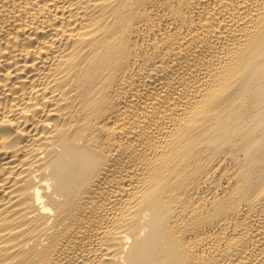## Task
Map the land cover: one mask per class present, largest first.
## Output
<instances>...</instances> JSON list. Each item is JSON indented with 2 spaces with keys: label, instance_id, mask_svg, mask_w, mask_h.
Segmentation results:
<instances>
[{
  "label": "bare ground",
  "instance_id": "1",
  "mask_svg": "<svg viewBox=\"0 0 264 264\" xmlns=\"http://www.w3.org/2000/svg\"><path fill=\"white\" fill-rule=\"evenodd\" d=\"M0 264H264V0H0Z\"/></svg>",
  "mask_w": 264,
  "mask_h": 264
}]
</instances>
